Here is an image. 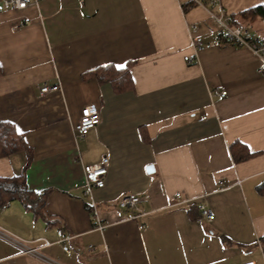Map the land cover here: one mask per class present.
Here are the masks:
<instances>
[{"label":"crops","instance_id":"obj_1","mask_svg":"<svg viewBox=\"0 0 264 264\" xmlns=\"http://www.w3.org/2000/svg\"><path fill=\"white\" fill-rule=\"evenodd\" d=\"M185 1L42 0L23 10L0 1V121L33 150L27 167L24 151L1 157L0 176L25 172L31 190L50 191L49 220L19 200L0 209L2 228L41 247L26 254L0 237V264H264V74ZM261 4L223 0L237 19ZM251 24L264 36V19ZM106 65H130L125 91L84 78ZM88 104L101 123L77 136ZM236 140L253 155L236 161ZM104 157L105 185L87 194L84 166ZM126 194L146 199L120 208ZM203 203L212 222L198 220Z\"/></svg>","mask_w":264,"mask_h":264},{"label":"built area","instance_id":"obj_2","mask_svg":"<svg viewBox=\"0 0 264 264\" xmlns=\"http://www.w3.org/2000/svg\"><path fill=\"white\" fill-rule=\"evenodd\" d=\"M5 8L14 10H23L29 6L38 5L42 0H0ZM191 2L193 5H197L205 9L212 21L215 32L217 35L238 46L245 47L249 49L260 61V66L257 72L259 74H264V36L253 32L250 26L245 23H236L234 21L233 14L229 12L223 5V0H186ZM192 29L195 31L196 25H192ZM193 44L196 48L202 46V42L199 38H194ZM186 60H191L190 56L185 57ZM62 89L61 83L48 84L44 83L40 86L41 94H49L51 92ZM221 94H227V91L222 90ZM101 111L96 104L86 105L81 112V116L78 122L74 125V132L77 136H85L87 133L98 126L101 123ZM110 165V159L104 157L101 161L95 162L93 164H88L84 166V175L86 180V193L91 194L92 190L96 188H102L105 185V177L108 174ZM177 198L181 197V193L176 194ZM146 197H140L135 194L123 195L119 201L118 205L120 208H131L137 207V205L142 202ZM7 202L4 207L8 206ZM2 207V209L4 208ZM200 215L198 217L199 221L212 222L215 218L214 212L209 207L208 204L203 203L199 206ZM96 224L95 228L98 230H104L108 224L105 223L100 216L95 212L94 214ZM144 225H141L143 228ZM59 234L63 235V229H59ZM0 237L8 240L9 242L17 245L21 248L22 253L32 254L39 256V250L41 247L32 246L29 241H26L11 232L5 230L0 226ZM46 242L45 245H49ZM93 249V245L89 246V250ZM241 264H255L254 261L244 262Z\"/></svg>","mask_w":264,"mask_h":264},{"label":"trees","instance_id":"obj_3","mask_svg":"<svg viewBox=\"0 0 264 264\" xmlns=\"http://www.w3.org/2000/svg\"><path fill=\"white\" fill-rule=\"evenodd\" d=\"M192 5L193 4L189 1L183 3L185 10ZM257 18L264 19V4L241 12L240 19L234 17V21L236 23H245L248 26H252V21ZM1 74L2 70L0 67V75ZM85 77L97 78L100 83L110 82L117 92H122L127 89L129 80L131 79L130 65L122 68H117L114 65L99 66L86 72L84 74V78ZM231 150L236 161L249 158L253 155V153L238 140L231 144ZM20 151L26 153L27 167L33 158V150L28 145L25 134L19 132L14 123L10 121H0V158L10 156ZM49 193L50 191L36 192L31 190L27 185L25 172L10 177L0 176V209L4 207L7 202L19 200L25 208L32 211L35 216H41L45 220H49L46 212V201Z\"/></svg>","mask_w":264,"mask_h":264},{"label":"water","instance_id":"obj_4","mask_svg":"<svg viewBox=\"0 0 264 264\" xmlns=\"http://www.w3.org/2000/svg\"><path fill=\"white\" fill-rule=\"evenodd\" d=\"M147 170L149 173H151L154 171V167L150 165V166H148Z\"/></svg>","mask_w":264,"mask_h":264},{"label":"snow or ice","instance_id":"obj_5","mask_svg":"<svg viewBox=\"0 0 264 264\" xmlns=\"http://www.w3.org/2000/svg\"><path fill=\"white\" fill-rule=\"evenodd\" d=\"M118 67H122V65H119Z\"/></svg>","mask_w":264,"mask_h":264}]
</instances>
